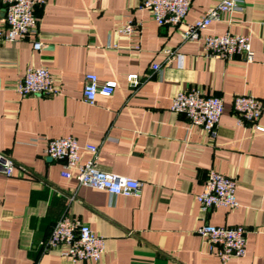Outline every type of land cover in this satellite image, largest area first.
<instances>
[{"label": "crops", "instance_id": "0c3cea01", "mask_svg": "<svg viewBox=\"0 0 264 264\" xmlns=\"http://www.w3.org/2000/svg\"><path fill=\"white\" fill-rule=\"evenodd\" d=\"M140 3L45 0L35 10L37 34L1 43L0 152L15 168L10 177L0 172V264H95L43 251L41 242L64 215L103 239L96 264H222L195 233L204 223L246 229L245 256L226 264H264V132L255 129L264 128V0H244L240 11L200 31L248 37L251 63L207 57L202 40L184 37L215 0H192L178 27L158 26ZM127 22L139 26L130 36L120 33ZM39 67L60 95L19 96L14 83ZM88 74L115 82L112 96L86 104ZM130 75L137 86L128 85ZM190 88L222 99L214 138L170 111L173 97ZM243 94L262 101L255 124H239L233 112ZM65 137L97 147L98 170L140 181V195L111 197L62 178V164L44 148ZM90 157L80 151L82 161ZM211 169L235 180L238 208L200 212L196 196Z\"/></svg>", "mask_w": 264, "mask_h": 264}, {"label": "built area", "instance_id": "2783aa9c", "mask_svg": "<svg viewBox=\"0 0 264 264\" xmlns=\"http://www.w3.org/2000/svg\"><path fill=\"white\" fill-rule=\"evenodd\" d=\"M215 1V5L210 7L201 19L187 26L184 37L188 40H202L207 57L228 61L240 56L247 63H251L253 51L248 37L229 32L200 37L202 29L221 20L223 15L240 11L244 3V0ZM191 2L192 0H141L139 9L150 12L151 18L158 26L178 27L184 22ZM44 3L45 0H0V46L3 41L14 43L37 34L35 10ZM138 27L127 22L122 26L120 33L130 36ZM41 48V42H33L34 50ZM151 68L157 72L160 70L157 64ZM127 83L135 87L139 78L130 75L127 77ZM116 86L115 82L100 84L96 75L88 74L85 76L82 91L83 101L94 105L97 97H111ZM13 89L21 97L57 96L61 93L59 86L44 67L28 69L23 77L14 83ZM232 109L239 124H255L261 116L263 104L252 95L243 94L234 98ZM170 111L183 114L191 126L201 128L214 138L223 112V102L220 97L207 95L198 88H190L173 97ZM255 129L264 132L262 127L255 126ZM81 150L90 153L91 157L82 161ZM44 154L62 164V178H74L79 186L104 191L111 197H138L141 193L140 181L99 171L96 166L97 147L89 144L81 147L74 137L47 140ZM14 168L12 158L0 152V172L10 177ZM235 189L234 179L213 169L209 170L202 191L196 196L200 212L208 214L218 208H238ZM195 233L205 241L209 253L216 255L222 264L232 258H242L246 254L247 231L243 226L226 227L204 223ZM41 246L44 252H56L72 262L88 261L95 264L99 262L104 251L103 239L78 218L68 215L58 219L47 240L41 242Z\"/></svg>", "mask_w": 264, "mask_h": 264}]
</instances>
